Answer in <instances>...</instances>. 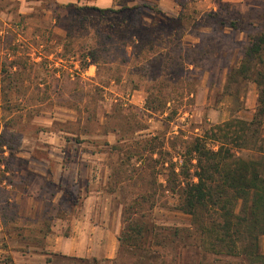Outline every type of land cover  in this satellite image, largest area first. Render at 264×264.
Returning <instances> with one entry per match:
<instances>
[{
  "label": "rangeland",
  "instance_id": "1",
  "mask_svg": "<svg viewBox=\"0 0 264 264\" xmlns=\"http://www.w3.org/2000/svg\"><path fill=\"white\" fill-rule=\"evenodd\" d=\"M127 4L157 8L173 20L148 9L138 18L101 16L58 8L57 0H0L1 261L9 255L14 264H105L41 251L56 232L68 237L73 220L86 212L119 220L121 233L131 220L142 226V248L122 244L113 264H244L200 249L192 218L156 185H165L166 172L157 178L158 167L140 159L163 150L169 157L162 160L179 166L195 136L208 134L207 148L216 150L222 141L221 132L211 136L216 126L253 119L262 87L255 77H228L250 36L264 32V0L100 5ZM146 106L161 107L164 115ZM259 132L264 150V124ZM184 169L192 168L186 163ZM133 197L145 198L144 207L133 217L127 213L123 224L122 211ZM151 204L157 206L148 212ZM261 245L264 252V239Z\"/></svg>",
  "mask_w": 264,
  "mask_h": 264
},
{
  "label": "trees",
  "instance_id": "2",
  "mask_svg": "<svg viewBox=\"0 0 264 264\" xmlns=\"http://www.w3.org/2000/svg\"><path fill=\"white\" fill-rule=\"evenodd\" d=\"M85 8L96 11L101 16L134 15L136 18L142 16V9H148L167 21L173 20L165 17L157 8L146 5L127 4L118 9H100L94 6ZM250 37V46L246 49L238 68L230 69L228 80L253 82L255 77L259 88L262 87L253 119L245 122L234 118L222 126H216L211 136L217 137L220 135L218 133H222V141H216L219 142L216 150L207 148L205 136L208 134L195 136L185 148L184 155H179V166L172 161L162 160V157L167 159L169 154L161 152L163 150L156 152L157 149L150 152V157L142 155V162L138 161L147 166L148 161H151L154 170L158 167L160 172L156 174L157 178L162 172H166L165 185H156L172 197H177L175 209L192 218V225L199 237L196 242L199 241L200 249L239 257L244 264H264V252L261 249V241L264 239V150L258 135L264 124V32ZM149 95L147 92V99H150ZM151 102H156V99ZM145 109L153 114L164 115L163 111H160L161 107L159 109L146 106ZM119 143L120 139L116 144ZM104 145L110 146L107 142ZM242 150H248L252 154L245 157L239 155L238 152ZM155 155L157 158L154 159ZM186 163L192 169H184ZM144 199H130L122 211L123 224L128 218L127 213L132 212L133 217L137 209L144 207ZM156 206L151 204L146 210L149 212ZM131 222L127 230L123 227L119 244L122 246L125 243L130 250L142 248L139 243L144 235L143 228L136 221ZM126 232L131 234L126 236ZM176 236L177 232L174 233V237ZM153 245H149L147 249H151ZM0 264L14 263L11 257L6 255L3 261L0 260Z\"/></svg>",
  "mask_w": 264,
  "mask_h": 264
},
{
  "label": "crops",
  "instance_id": "3",
  "mask_svg": "<svg viewBox=\"0 0 264 264\" xmlns=\"http://www.w3.org/2000/svg\"><path fill=\"white\" fill-rule=\"evenodd\" d=\"M80 2L81 0H57L59 4L57 7L72 10L76 14L84 10L99 14L96 11L85 8V6H94L100 9L109 8V6L102 7L100 5L101 0H95L93 4L85 6L78 4ZM58 8L57 10H59ZM43 11L47 14L51 13V11L53 12L52 9L49 11L44 9ZM11 27H17V25L11 24ZM54 31L55 34L57 33L56 35H60L61 33L58 26ZM2 32L0 30V33ZM58 46L55 42V47L57 48L55 50H57V53L59 51ZM55 54H50L49 57L51 58ZM73 222L75 226L73 228L71 227L68 237H61L59 232H56L52 235L53 240H50L48 237L46 238L45 245L41 248V251L43 249L48 253L64 256L66 260L91 259L99 262L104 261L105 264H113L114 260L118 259L121 251L119 244L121 222L119 220L115 223L112 222L111 218H91L85 212V214L81 215V218H76Z\"/></svg>",
  "mask_w": 264,
  "mask_h": 264
}]
</instances>
